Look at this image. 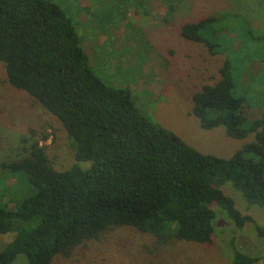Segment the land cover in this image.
Returning <instances> with one entry per match:
<instances>
[{
	"label": "trees",
	"instance_id": "16d2710c",
	"mask_svg": "<svg viewBox=\"0 0 264 264\" xmlns=\"http://www.w3.org/2000/svg\"><path fill=\"white\" fill-rule=\"evenodd\" d=\"M223 18L185 23L180 34L211 54H225L219 80L193 94L191 114L202 129L223 127L237 140L253 136L229 158L199 152L138 112L127 89L100 81L73 22L58 5L0 0V63L7 82L56 117L75 161L66 170H55L39 142H30L18 158L0 163V174L16 181L11 192L0 178V235L14 234L0 249V264H12L18 255L26 264H53L56 256L68 257L119 227L153 236L156 246L175 239L208 244L213 206L238 230L251 224L264 241V227L220 190L229 182L248 206L264 207V109L251 118L243 112L249 107L246 96L234 94L231 59L241 48L233 47ZM254 60L261 67L258 73L251 71ZM239 80L250 90L257 84L264 89V63L249 57ZM20 189L25 192L19 194ZM228 248V264L259 260L234 241Z\"/></svg>",
	"mask_w": 264,
	"mask_h": 264
},
{
	"label": "rangeland",
	"instance_id": "374dc122",
	"mask_svg": "<svg viewBox=\"0 0 264 264\" xmlns=\"http://www.w3.org/2000/svg\"><path fill=\"white\" fill-rule=\"evenodd\" d=\"M49 1L73 22L94 75L109 87L127 89L138 112L199 152L220 158H229L253 140V136L232 139L223 127L202 129L191 114L193 94L219 80L225 54H211L203 44L184 39L180 30L183 24L200 18L224 17V32L234 39V48L239 44L241 48L231 59L236 76L234 94L246 96L249 107L243 112L252 118L259 113L257 109H264V89L254 83L255 89L250 90L239 80V72L249 57L264 63V0ZM168 7H174L172 13ZM259 70L257 61H252L251 71ZM30 142H39L55 170H66L75 162L71 142L56 117L13 88L0 63V163L18 158L21 148ZM4 174L0 178L15 192V179ZM220 190L243 215L264 227V207L248 206L229 182ZM213 208L216 217L208 244L175 239L156 246L153 236L119 227L80 245L68 257L56 256L53 264H228L232 241L258 257L255 264H264V241L251 224L238 230L221 210ZM13 235H0V249ZM12 264H26V259L18 255Z\"/></svg>",
	"mask_w": 264,
	"mask_h": 264
}]
</instances>
